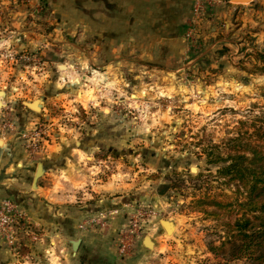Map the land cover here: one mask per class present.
Instances as JSON below:
<instances>
[{"label": "rangeland", "instance_id": "374dc122", "mask_svg": "<svg viewBox=\"0 0 264 264\" xmlns=\"http://www.w3.org/2000/svg\"><path fill=\"white\" fill-rule=\"evenodd\" d=\"M99 1L0 0V138H15L32 163L54 150L57 166H73L77 183L63 191L86 215L79 230L119 262L144 260L149 237L157 248H146V264H252L232 261L229 244L211 252L227 242L231 217L203 202L237 200L208 153L259 143L264 0H194L179 27L132 38L123 29L119 43L99 33ZM17 196L0 197V264H52L65 243L49 233L58 223L40 224L31 194Z\"/></svg>", "mask_w": 264, "mask_h": 264}, {"label": "crops", "instance_id": "0c3cea01", "mask_svg": "<svg viewBox=\"0 0 264 264\" xmlns=\"http://www.w3.org/2000/svg\"><path fill=\"white\" fill-rule=\"evenodd\" d=\"M193 1L100 0L99 6L104 15L103 19H99V33L102 34L104 42L119 43L122 37H125L123 29L129 32L130 37L126 38H132L137 35L139 28H177L181 21L189 16ZM255 1L237 6H253ZM106 13H109L108 16ZM150 41L151 43L164 42L161 39ZM57 156L58 152L55 153L53 150L41 160L32 163L27 159L20 143L15 138H0V197H16L17 194L23 192L31 194L32 218L45 226L51 225L52 222L58 223L49 228V233L54 237L59 236V239L65 243L64 245L58 244L57 251L60 254L57 253L52 264H146V258H151L152 253L146 249L145 239L140 247V252L146 259H144L145 262L142 260L123 263L116 259L111 247H105L103 239L79 230L78 220L86 215L80 211L74 212L75 210L68 207V196L63 191L65 188L75 186L76 176L72 171L73 166L67 163L57 166L54 163ZM70 156L76 155L71 153ZM40 165H42V175L36 180ZM57 171L65 172L63 182L55 174ZM174 228L176 230L175 226ZM154 248H157L156 243H154Z\"/></svg>", "mask_w": 264, "mask_h": 264}, {"label": "trees", "instance_id": "16d2710c", "mask_svg": "<svg viewBox=\"0 0 264 264\" xmlns=\"http://www.w3.org/2000/svg\"><path fill=\"white\" fill-rule=\"evenodd\" d=\"M255 136L259 143L249 150L239 149L222 158L216 149L208 153V164L219 167L217 179L234 185L237 200L228 207L209 201L211 199L203 203L209 202L208 205L219 210L213 213L215 216L226 210L231 217L226 225L227 242L220 250L211 249V252L218 255L229 244L232 261L247 260L252 264H264V126L256 129Z\"/></svg>", "mask_w": 264, "mask_h": 264}, {"label": "water", "instance_id": "95a60500", "mask_svg": "<svg viewBox=\"0 0 264 264\" xmlns=\"http://www.w3.org/2000/svg\"><path fill=\"white\" fill-rule=\"evenodd\" d=\"M230 1H231V3H234V4H250V3H252L253 0H230ZM61 69L65 70V67L62 66ZM3 97H4V93L0 91V98L3 99ZM26 105L32 111H40L41 110V104L39 102L27 103ZM3 107H4V105L0 101V110ZM193 171H195V170L193 169ZM41 175H42V165L39 166V169L37 171L36 180H38L41 177ZM161 225H162V227L165 230L167 235H172L174 233L175 228L171 222L163 221L161 223ZM144 245L147 249H153V247H154V243L149 237L145 238Z\"/></svg>", "mask_w": 264, "mask_h": 264}, {"label": "bare ground", "instance_id": "6f19581e", "mask_svg": "<svg viewBox=\"0 0 264 264\" xmlns=\"http://www.w3.org/2000/svg\"><path fill=\"white\" fill-rule=\"evenodd\" d=\"M1 101V100H0Z\"/></svg>", "mask_w": 264, "mask_h": 264}]
</instances>
